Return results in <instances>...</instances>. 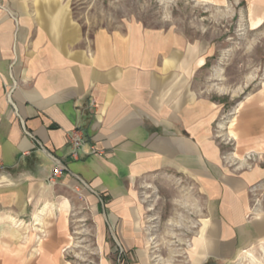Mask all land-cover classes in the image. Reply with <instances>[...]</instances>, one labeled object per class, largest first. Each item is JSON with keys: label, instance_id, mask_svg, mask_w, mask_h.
Masks as SVG:
<instances>
[{"label": "crops", "instance_id": "obj_1", "mask_svg": "<svg viewBox=\"0 0 264 264\" xmlns=\"http://www.w3.org/2000/svg\"><path fill=\"white\" fill-rule=\"evenodd\" d=\"M70 3L0 0V219L17 230L0 264H227L264 250V174L240 160L264 151V116L218 120L186 91L178 40L89 37ZM55 160L67 171L49 182Z\"/></svg>", "mask_w": 264, "mask_h": 264}, {"label": "rangeland", "instance_id": "obj_2", "mask_svg": "<svg viewBox=\"0 0 264 264\" xmlns=\"http://www.w3.org/2000/svg\"><path fill=\"white\" fill-rule=\"evenodd\" d=\"M68 7L89 37L97 30L140 29L158 32L172 44L178 40L189 78L186 91L195 92L202 104L210 102L218 120L242 108L264 116V0H72ZM240 160L242 169L264 174V151ZM258 187L254 196L264 202V177ZM7 220L0 219L2 241L17 237L16 225ZM246 258L227 264H264V250Z\"/></svg>", "mask_w": 264, "mask_h": 264}, {"label": "built area", "instance_id": "obj_3", "mask_svg": "<svg viewBox=\"0 0 264 264\" xmlns=\"http://www.w3.org/2000/svg\"><path fill=\"white\" fill-rule=\"evenodd\" d=\"M9 96V94H8ZM12 107L15 109V106L12 104ZM67 145L69 148V157L73 160L78 159L79 152L81 151L82 147L86 145V140L83 135V132L79 129L71 130L67 135ZM97 150L93 147L91 148V154H96ZM67 169L64 165L58 160H55L54 168L51 171V174L48 178L49 182H54L57 178L61 177ZM115 254H116V262H121L123 250L119 245L115 247Z\"/></svg>", "mask_w": 264, "mask_h": 264}, {"label": "bare ground", "instance_id": "obj_4", "mask_svg": "<svg viewBox=\"0 0 264 264\" xmlns=\"http://www.w3.org/2000/svg\"><path fill=\"white\" fill-rule=\"evenodd\" d=\"M4 181V179H1L0 182Z\"/></svg>", "mask_w": 264, "mask_h": 264}]
</instances>
